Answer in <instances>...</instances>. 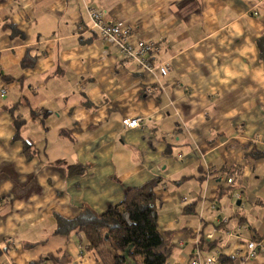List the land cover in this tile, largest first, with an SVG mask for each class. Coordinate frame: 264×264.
Instances as JSON below:
<instances>
[{
    "label": "crops",
    "instance_id": "1",
    "mask_svg": "<svg viewBox=\"0 0 264 264\" xmlns=\"http://www.w3.org/2000/svg\"><path fill=\"white\" fill-rule=\"evenodd\" d=\"M89 9L159 45L170 73L123 61ZM262 40L264 0H0V264H104L56 217L154 180L170 264H264L246 259L264 242Z\"/></svg>",
    "mask_w": 264,
    "mask_h": 264
},
{
    "label": "trees",
    "instance_id": "2",
    "mask_svg": "<svg viewBox=\"0 0 264 264\" xmlns=\"http://www.w3.org/2000/svg\"><path fill=\"white\" fill-rule=\"evenodd\" d=\"M260 45H264V40ZM22 65L27 67V60ZM29 152L28 144L24 153ZM69 170L70 175L85 173L80 167ZM158 184L159 181L154 180L128 190L120 205L110 207L101 215L85 209L75 219L57 216L56 234L69 236L74 233L82 247L102 256L104 264H170V233L161 234L158 226L161 211V203L155 196ZM222 258L220 264L229 261Z\"/></svg>",
    "mask_w": 264,
    "mask_h": 264
},
{
    "label": "built area",
    "instance_id": "3",
    "mask_svg": "<svg viewBox=\"0 0 264 264\" xmlns=\"http://www.w3.org/2000/svg\"><path fill=\"white\" fill-rule=\"evenodd\" d=\"M89 18L92 28L96 31L105 45L115 47L123 61L136 64L138 67L150 73L158 72L162 76H167L170 69L166 63H155L154 57L160 53V46L141 40H133L134 29L132 26L123 22H114L107 20L106 14L99 9H89ZM254 15L258 14L254 12ZM6 91H1V96H5ZM123 125L128 130L138 129L142 125L141 118H126ZM233 183L232 179L228 181ZM186 202V200H185ZM231 236V234H229ZM209 239L212 236L208 237ZM12 244V240L8 241ZM247 260L256 259L260 252H264V242H249L247 245ZM222 254L219 251L211 253L203 258L199 251L186 264H220Z\"/></svg>",
    "mask_w": 264,
    "mask_h": 264
},
{
    "label": "water",
    "instance_id": "4",
    "mask_svg": "<svg viewBox=\"0 0 264 264\" xmlns=\"http://www.w3.org/2000/svg\"><path fill=\"white\" fill-rule=\"evenodd\" d=\"M240 203H238V205H239Z\"/></svg>",
    "mask_w": 264,
    "mask_h": 264
}]
</instances>
